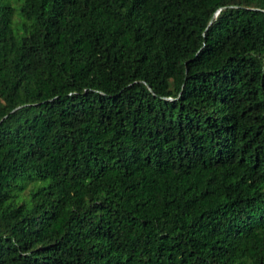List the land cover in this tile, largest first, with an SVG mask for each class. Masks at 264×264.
<instances>
[{"label":"trees","instance_id":"obj_1","mask_svg":"<svg viewBox=\"0 0 264 264\" xmlns=\"http://www.w3.org/2000/svg\"><path fill=\"white\" fill-rule=\"evenodd\" d=\"M0 264H264V0H0Z\"/></svg>","mask_w":264,"mask_h":264}]
</instances>
